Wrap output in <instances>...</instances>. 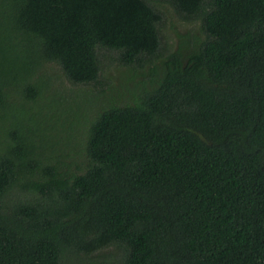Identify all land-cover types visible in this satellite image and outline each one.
<instances>
[{
	"label": "trees",
	"instance_id": "16d2710c",
	"mask_svg": "<svg viewBox=\"0 0 264 264\" xmlns=\"http://www.w3.org/2000/svg\"><path fill=\"white\" fill-rule=\"evenodd\" d=\"M166 6L133 104L61 88L161 59ZM88 261L264 264V0H0V264Z\"/></svg>",
	"mask_w": 264,
	"mask_h": 264
},
{
	"label": "rangeland",
	"instance_id": "374dc122",
	"mask_svg": "<svg viewBox=\"0 0 264 264\" xmlns=\"http://www.w3.org/2000/svg\"><path fill=\"white\" fill-rule=\"evenodd\" d=\"M165 12L167 15V19L165 22V25L162 30V34L164 36L165 42L167 44L166 49L162 53V57L159 60H154L152 63L147 64L142 70L138 71H132L128 69L127 67L121 66L118 62L111 65L110 69L107 70V76H108V82L103 87H96L95 89L89 88V87H75L71 85L65 78H63L61 72L58 68H54V73L57 75L62 76L61 83L64 84V86H60L63 89H66V93H70V91L73 90H91L96 92L97 94H104V97L108 101V99L115 98L117 99L118 103L122 104H133L135 99L132 97L133 93H136V95H140L141 91V83L146 81L150 84L151 81L154 80L155 71L159 70L164 66L166 63V58L176 52L179 49L180 46V36L186 35L189 31L194 30V25L186 22L183 19H180V17L177 15V13L174 11V9L170 6L165 7ZM130 72L129 77H126V73ZM136 75V79H133V76ZM149 84H147V88H149ZM140 85L139 87H137ZM135 95V94H134ZM85 97L82 99V105L84 106V111H87L89 107H86V104L88 103L87 100L89 97L88 95H84ZM94 102L91 105V108L95 105L96 100H93ZM102 101V100H100ZM90 108V109H91ZM83 109V108H82ZM71 123L67 126L66 131L59 133L60 137V143L63 150L69 151L67 148L68 146V139L72 137V145H76L80 143V141L84 137V129H76L70 133L68 131L69 126ZM112 251L117 252L114 248H111ZM108 250V253L106 251H103L101 254L95 256V258L90 259L94 262L102 261L104 263L105 258H109L108 256L114 255V253ZM82 256V255H81ZM83 264H90L88 261L87 263Z\"/></svg>",
	"mask_w": 264,
	"mask_h": 264
}]
</instances>
